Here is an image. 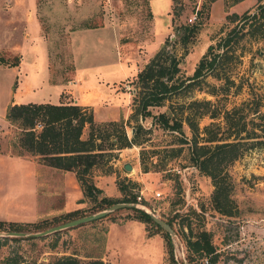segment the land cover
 I'll use <instances>...</instances> for the list:
<instances>
[{"label": "rangeland", "instance_id": "374dc122", "mask_svg": "<svg viewBox=\"0 0 264 264\" xmlns=\"http://www.w3.org/2000/svg\"><path fill=\"white\" fill-rule=\"evenodd\" d=\"M3 1L8 4L7 0ZM29 2L11 1L23 8ZM259 2L264 0H170V5L168 0H31L46 36L42 44L46 52L44 55L37 50H27L26 58L21 57L23 37L15 35L13 41L4 42L9 26L0 21V150L21 154L32 162L34 160L35 164L25 170L19 167L10 174L1 170L0 218L6 221H38L45 218V224L40 228L43 229L99 209L97 200L85 197L78 214L70 217L60 215L66 211L58 207L66 199L67 185L64 188L61 175L52 167L41 165L37 155L27 150L17 153L21 128L17 122L2 118L5 106L11 101L42 98L69 101L77 96L91 103L98 121L123 116L129 134L132 133L131 125L137 121L150 126L148 139L117 149L118 155L110 160L113 170L108 171L107 164L98 165L95 170L106 174L107 188L111 185L118 192L112 196H122L116 182L120 179L127 185V190L141 194L142 203L162 218L172 221L175 232L170 234V238L176 263L202 264L206 260L205 257H194L190 261L187 255L181 219H186L184 213L193 206L201 214L190 216L191 223L194 228L204 224L211 230L219 250L216 264H264V144L246 148L228 164L231 195L237 210L233 214H225L212 206L211 178L192 163L188 148L173 154L174 149L170 146L178 144L176 135L179 133L152 124L150 116L141 118L138 114V118H130L134 95L131 80L168 38L169 45L181 54L183 46L178 40V28L185 24L198 25L180 61L183 71L191 73L212 37L231 25L227 15L252 10ZM167 7L170 9L166 12ZM155 8L159 12L156 13ZM174 9L177 12L175 15ZM14 23L17 27L21 26L19 20ZM105 25L106 28L91 32L80 30L73 41L69 36V32L76 28ZM36 43L40 44V40ZM258 47L260 49L255 51ZM253 49V54L247 52L243 55L237 69L248 75V80L262 92L264 102V38L254 41ZM14 61L18 63L9 64ZM208 79L214 80L211 75ZM248 88L244 82L239 93L230 94L228 105L247 96ZM100 92L106 93V96L103 97ZM195 94L212 96L209 92L198 90ZM151 108L157 111L164 106ZM207 120L204 117L201 123ZM87 128L86 125L84 134ZM141 157L147 162V170L141 166ZM126 160L132 162V169L124 168ZM69 180L70 176L65 171L64 181ZM157 190L159 194H156ZM130 216H134L130 207H120L104 216L41 236L7 238L0 246V263L3 256L12 250L22 254L25 259L22 262L43 261L65 253L76 254L81 259L104 256L108 222L133 218ZM143 222L147 233L150 230V234H159L163 242L157 264H174L163 228Z\"/></svg>", "mask_w": 264, "mask_h": 264}, {"label": "trees", "instance_id": "16d2710c", "mask_svg": "<svg viewBox=\"0 0 264 264\" xmlns=\"http://www.w3.org/2000/svg\"><path fill=\"white\" fill-rule=\"evenodd\" d=\"M173 13H177L175 9ZM227 18L231 25L212 37L191 73L183 71L180 61L183 51L188 49L190 37L197 32V24H185L177 29L178 40L183 46L181 54L169 45V38L156 49L131 80L134 95L130 118L136 119L138 114L141 118L150 116L152 124L179 133L176 135L178 144L170 146L174 149L173 154L188 148L192 163L211 178L212 206L222 213L233 214L237 205L231 195L228 164L246 148L264 144L263 94L248 80V75L237 69L245 53L253 54V42L264 38V2L241 14L229 13ZM259 49L255 48V51ZM209 75L213 81L208 79ZM244 82L249 86L248 95L228 105L230 94L239 93ZM233 85L234 89H231ZM196 90L209 92L212 96H198ZM153 106L164 108L153 111ZM5 117L17 122L21 128L17 153L27 150L44 163L75 172L83 192L78 200H85V197L97 200L100 204L98 208L116 200H137L136 193L127 190V185L120 179L116 182L122 196L105 194L95 181V174L98 173L95 169L98 165L107 164V170H113L110 160L118 155L117 149L148 139L150 126L137 121L131 125L134 130L129 134L123 116L98 121L91 106L63 100L12 102L6 107ZM204 117L208 120L201 123ZM86 125L88 128L84 134ZM140 161L143 170H147V162L142 157ZM130 208L134 211V216L130 217L162 229L144 209ZM80 210L76 207L60 215L70 217ZM200 214L201 211L191 206L184 213L186 219H181V225L187 228L184 230L182 227V233L188 259L205 257L202 264H216L219 250L211 230L204 224L194 228L191 223L190 216ZM44 221L45 218L38 221H6L0 218V230L40 229ZM168 221L173 225L171 220ZM163 232L167 236L171 259L178 264L170 233L165 229ZM148 233L151 231L148 230ZM10 237L19 239L29 236L0 235V246ZM23 260L18 250H12L3 256L0 264H112L102 256L81 259L73 253L54 255L43 261Z\"/></svg>", "mask_w": 264, "mask_h": 264}, {"label": "crops", "instance_id": "0c3cea01", "mask_svg": "<svg viewBox=\"0 0 264 264\" xmlns=\"http://www.w3.org/2000/svg\"><path fill=\"white\" fill-rule=\"evenodd\" d=\"M11 1L12 0H7L8 4H6V2L2 0V3H0V5L2 6L0 7L2 8L0 9V21H4L5 25L9 26L8 32L6 34L7 38L6 37L4 38L6 39L4 42L13 41V37L15 35L20 34V36L23 37L21 38V43H20V50H22L23 52L21 57L26 58L27 55L25 54L27 50H33V51L37 50L36 52L45 55L46 51L42 46L45 43L46 36L45 34H43V30L41 29L38 18L34 12L35 6L32 5L31 0L29 4L25 5L24 8L16 4L15 5L12 4ZM168 1L170 5V0ZM151 4L153 5L152 2ZM169 9L170 7L169 8L167 7L166 12ZM155 10L156 13L159 12L158 9L155 8ZM2 13H6L7 15L6 14L3 15ZM17 20L21 22V26L19 27L15 26L16 23H14ZM86 27L76 28L74 30H71L69 32V36L72 39V41L74 39L76 32L80 30H86L91 32L94 31L95 29L106 28L107 25L99 26V27L98 26H94V27L88 26L87 28ZM39 40H40V44L36 43ZM31 44H33V46L30 47L29 45ZM13 46L16 47V45ZM35 46H37V48H32ZM100 94L102 93L100 92ZM102 95L103 97H105L106 93H103ZM46 100L48 99H43V98L38 100L31 99V101H46ZM49 101L59 102L60 100L57 99L56 101L55 100H49ZM69 101H78L82 104H87L89 106L91 104L90 102L83 100L82 98L77 96H75L73 99H70ZM6 107L7 106H5V109L2 114V118L4 119H5ZM34 165H35L34 160L32 162L30 159L24 157L21 154H13L10 152L0 150V172H2L1 170H3L4 172L7 170L8 171L7 174H10L11 171L15 172L19 167L20 168L22 167L23 170H25L26 168L33 167ZM41 165L52 167L51 169L53 171H56L57 174L61 175L62 177L60 178L62 179L61 185L64 188L67 185L65 188L66 199L63 201L62 205H60V207L58 208L69 210L72 208L80 207L85 200H81V201L78 200L79 197L83 196V192L76 178L75 172L70 169H63L43 162H41ZM58 171H60L61 173H59ZM65 171H67V173L70 176L69 182L64 181ZM5 174H3V178ZM106 180H107L106 174L104 173L95 174V181L100 187L103 188V192L105 194L115 195L116 193H118L116 189L114 190L112 189V186L110 184H108L110 186L107 188ZM162 245L163 242L159 234L149 235L147 233L143 220L134 217L127 218L123 221L111 220L107 224V229L105 233V253L104 256L102 257H104L106 260L108 259V261H110L112 264L113 263L114 264H152V262L153 264H157L160 258V254L162 252ZM146 260L148 262L144 263V261Z\"/></svg>", "mask_w": 264, "mask_h": 264}, {"label": "water", "instance_id": "95a60500", "mask_svg": "<svg viewBox=\"0 0 264 264\" xmlns=\"http://www.w3.org/2000/svg\"><path fill=\"white\" fill-rule=\"evenodd\" d=\"M134 127H131V132H133ZM123 166L126 169H132L133 164L131 161H124ZM120 207H138L144 209L146 212L150 214L153 220H155L157 223L161 225L163 229H165L170 234H173L175 232L173 226L171 223L159 216L153 209L147 207L144 203H142L139 200H116L114 202H111L97 210L81 214L72 218H69L67 220L49 225L43 229H35V230H26V229H9V230H0L1 236H41L44 234H47L49 232L57 231L65 227L73 226L75 224H79L84 221L92 220L101 216L106 215L107 213L111 212L114 209L120 208Z\"/></svg>", "mask_w": 264, "mask_h": 264}, {"label": "built area", "instance_id": "2783aa9c", "mask_svg": "<svg viewBox=\"0 0 264 264\" xmlns=\"http://www.w3.org/2000/svg\"><path fill=\"white\" fill-rule=\"evenodd\" d=\"M159 193H160V191L157 190L156 194H159ZM136 197H137V200L141 201V194L136 195Z\"/></svg>", "mask_w": 264, "mask_h": 264}]
</instances>
